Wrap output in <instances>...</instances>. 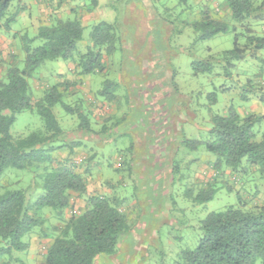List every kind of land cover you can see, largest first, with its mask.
Here are the masks:
<instances>
[{"label": "rangeland", "instance_id": "1", "mask_svg": "<svg viewBox=\"0 0 264 264\" xmlns=\"http://www.w3.org/2000/svg\"><path fill=\"white\" fill-rule=\"evenodd\" d=\"M32 1L13 0L7 12V16L16 20L10 30L0 31V77H5L10 65L24 66L22 35L27 33L32 37L37 32L29 17L30 9L24 15L22 6ZM51 1L42 0L41 3L50 7ZM223 1L109 0L104 7L108 15L102 21L116 24L115 50L105 56L106 72L93 77L103 83V88L108 87L109 93L112 88L107 82H117L119 89L114 100L117 116L111 133L105 135L108 142L98 148L97 164L89 176L95 180L94 184L106 187L108 195L122 199L121 208L127 215L129 228L120 239L117 251L110 256L100 255L96 264H159L162 261L173 264L179 251L198 245L201 222L210 212L222 211L240 200L246 202L248 209L264 206V175L256 166L250 165L238 172L225 169L223 174H217L213 167L215 154L203 144L192 149L184 142L185 139L207 140L212 118L226 114L230 107L241 114L255 109L256 113L264 115V101L252 104L251 98L247 101L242 98L245 94L243 84L264 65L260 60L264 58V49L259 51L260 58L248 57L238 62L233 74L194 73V61L216 56L234 46L237 23L222 7ZM86 2L89 3L87 8L92 6L91 0ZM203 3H208L228 24L226 33L199 39L193 24L199 20ZM102 10L101 7V14ZM99 22H89L85 27L83 40L78 43L81 52L86 51L90 31ZM263 27L264 23L260 24L258 33L264 34ZM237 32H241L240 28ZM64 61L46 60L29 78L33 103L43 96L48 85L55 84L60 72H69ZM263 79L259 78L262 82ZM259 90L264 92V83ZM212 93H216V101ZM53 110L65 131L64 142L68 143L71 133L79 130L80 120L61 105ZM39 130H44V123L36 110L19 112L10 128L15 138ZM254 130L256 139L260 140L264 121L257 123ZM162 146L165 155L156 161ZM68 149L63 146L53 151V161L48 163L56 167L62 160H68L82 172L93 150L78 146L70 153ZM79 158L83 160L78 164ZM48 163L34 168L33 172L7 169L1 176L0 189H25L30 200H35L43 166ZM117 163L123 164L122 167L117 168ZM210 182L216 188L215 196L199 202L198 193ZM76 195L73 194L72 201ZM78 203L84 202L73 203L66 217H70L73 210L83 208ZM42 216L46 218L44 226L49 231L61 224L50 208H45ZM42 232L41 228L35 229L26 238L30 247L23 252L13 251L0 264H42L52 242L51 238L43 237Z\"/></svg>", "mask_w": 264, "mask_h": 264}, {"label": "trees", "instance_id": "2", "mask_svg": "<svg viewBox=\"0 0 264 264\" xmlns=\"http://www.w3.org/2000/svg\"><path fill=\"white\" fill-rule=\"evenodd\" d=\"M12 1L0 0V31L10 30L16 20L7 16ZM92 2L95 6L98 4L97 0ZM222 7L237 23L234 46L216 56L194 61L195 74H233L238 62L248 57L258 59L259 51L264 49V34L257 31L264 23V0H225ZM199 16L193 25L201 40L229 30L228 24L208 3H203ZM84 30L80 18H57L49 25L40 26L32 37L27 33L22 35L23 68L10 65L5 77H0V181L7 169L33 172L41 164L53 161V151L66 146L72 153L81 146V141L64 142L65 131L53 110L56 105H61L70 114L78 116L79 130L90 129L88 117L81 107L65 102V93L59 89L65 82L45 89L43 96L33 103L29 78L44 61L57 59H72L78 75L103 72L105 56L115 50L116 24L102 21L93 25L87 49L81 52L78 43L83 40ZM37 41L40 42L35 44ZM260 60L264 63V58ZM263 74L264 65L247 78L243 84L244 100L254 95L264 101V92L258 93L264 83L259 80ZM107 83L109 87L110 84L117 85ZM103 92L114 95V92H108V87ZM211 96L217 100L216 93ZM24 110H36L43 120L44 130L15 138L10 128L16 115ZM262 121L263 114H241L230 107L226 114L212 118L207 140L185 139L184 142L192 149L203 144L215 154L213 167L217 174H223L225 169L238 172L254 165L264 175V134L257 140L254 130ZM57 142L61 143L55 146ZM49 163L43 166L35 200H30L25 189H0V261L13 251H26L30 247L26 238L37 228L42 229L43 237L52 239L42 264H96L100 255L114 254L129 228L127 215L121 208L122 199L108 194H88L84 172L78 171L68 160H62L56 167ZM213 185L210 182L208 187H203L196 199L199 202L212 199L216 193ZM73 194L85 197L86 205L66 217L67 210L73 207ZM246 205L240 200L222 211L210 212L201 222L202 235L198 245L179 251L173 264H257L259 260L264 264V206L248 209ZM45 208L53 210L61 223L53 231L44 226L46 218L42 211ZM159 264L169 263L162 261Z\"/></svg>", "mask_w": 264, "mask_h": 264}, {"label": "crops", "instance_id": "3", "mask_svg": "<svg viewBox=\"0 0 264 264\" xmlns=\"http://www.w3.org/2000/svg\"><path fill=\"white\" fill-rule=\"evenodd\" d=\"M97 1L98 4L95 6L91 0L90 3L92 4V6L87 8L86 6L89 3L86 2V0H52L50 3V7H46L44 4H42V0H34L31 3L32 5L30 4L27 6H22V8L24 9L22 14L26 15L28 13V10L30 9L29 17L31 18V23L35 25L36 32L38 31V28L40 26L49 25L53 23L57 18L71 19L72 17H77L82 20L83 25L86 27L87 25H89V22L93 23V21L97 20L102 22V19L106 16V14L108 15V13H105L104 7H107L109 0ZM101 7L104 10H102V14L100 13ZM43 12L45 13L43 14ZM32 17L34 22L32 21ZM64 62H66V66L68 65L69 72H60L56 76L55 84L65 82L62 86L59 87L60 91L65 93L64 99L68 104L72 106H80L81 111L87 115L90 125V129L87 131L78 130L79 132L76 131L75 133H71V137L69 140L81 141V146L88 148V150H93V155H91V157L87 159V165L82 169V172H84V176L86 177L87 181L88 194H107L106 187L101 188L99 187V184H94L95 180H91L92 177L89 176V174L91 173L92 167L97 164L95 162V158L97 156L96 153L99 154L98 148L103 147L105 143L108 142V139L105 137V135L107 134V132L111 133L112 128L115 126L117 105L115 104V97L113 96L117 95V93L115 92H117L119 86L117 84L114 87L110 84V88H112V91L110 92H114V95L112 96L108 93L104 94V88L102 87L103 83L100 82L98 78H95L93 76L95 74L103 75V73L106 72V67L104 71L100 73L78 75L76 63L72 59L65 60ZM111 82L117 83L114 81ZM47 87L49 88L51 87V85H48ZM258 93L259 95H262L263 92L261 93V91L259 90ZM256 98L259 97L253 95L250 102H252V104L259 103L260 100L258 99L257 101ZM254 110L255 109H252V111H249V113L260 114L256 113L257 111ZM164 149L165 147L162 146V150H159L156 161L161 156L165 155V151H163ZM146 159L149 160L147 156ZM124 161L125 158H123V163ZM122 165L123 164L121 163H119V165L118 163L116 164L117 168H121ZM115 186L113 184L112 188H115ZM74 198L75 201H73V203L81 202V200H83L84 203L78 204L83 206V208L85 207V197L76 195Z\"/></svg>", "mask_w": 264, "mask_h": 264}, {"label": "built area", "instance_id": "4", "mask_svg": "<svg viewBox=\"0 0 264 264\" xmlns=\"http://www.w3.org/2000/svg\"><path fill=\"white\" fill-rule=\"evenodd\" d=\"M82 160H83L82 158H79V159H77V160H76V163H78V164H79V163H80ZM74 213H77V211H76V210H74Z\"/></svg>", "mask_w": 264, "mask_h": 264}]
</instances>
